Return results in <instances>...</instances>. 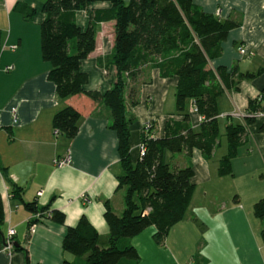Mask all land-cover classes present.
<instances>
[{
	"label": "crops",
	"instance_id": "1",
	"mask_svg": "<svg viewBox=\"0 0 264 264\" xmlns=\"http://www.w3.org/2000/svg\"><path fill=\"white\" fill-rule=\"evenodd\" d=\"M45 1L0 0V264L77 261L63 250L68 228L86 217L104 245L110 232L104 217L106 203L118 215L125 210L126 190L118 189L123 172L119 139L109 128L110 110L86 98L60 99L49 79L52 66L43 58L41 35ZM197 5L222 22L237 25L223 43L222 57L211 68L225 67L229 72L237 68L254 78L241 81L237 90L218 98L220 141L210 160L199 150L191 157L186 152L168 154L172 165H192L195 194L164 246L154 240L155 227L133 238L131 244L140 257L137 264H264V218L255 212V205L264 200V0H197ZM105 8L110 4H93L78 11L77 24L87 29L91 14ZM20 9L33 10L34 17L26 19ZM114 41V23L101 24L96 50L81 66L88 75L86 91L105 95L114 87L116 70L105 67ZM240 47L254 56H241ZM100 59L104 66L99 65ZM128 82L125 99L136 164L144 136L164 138L169 120H182L176 109L179 79L163 78L158 69L145 65ZM132 88L137 90L135 105L129 98ZM188 102L186 113L192 115L193 129L198 132L200 117L193 101ZM251 104L255 122L233 160L232 175L221 177L220 163L228 153L226 130L245 124V118L234 113L248 114ZM69 105L82 113L73 140L55 135L53 126L54 116ZM61 161L66 163L57 164ZM15 187L20 188L24 203L37 202L40 207L50 206V212L63 213L65 224L44 218L30 228L39 217L13 197ZM10 229L16 231L18 247L8 254L4 248Z\"/></svg>",
	"mask_w": 264,
	"mask_h": 264
},
{
	"label": "trees",
	"instance_id": "2",
	"mask_svg": "<svg viewBox=\"0 0 264 264\" xmlns=\"http://www.w3.org/2000/svg\"><path fill=\"white\" fill-rule=\"evenodd\" d=\"M103 3L110 4V8L95 10L87 29L80 28L76 13ZM20 10L26 19L34 17L33 10ZM43 12L46 18L41 25L42 54L52 66L49 79L55 84L60 99L86 98L110 110L109 128L118 135L123 168L118 189L126 190L125 210L121 215L106 203L104 217L110 232L105 244H101L100 235L88 219L82 217L75 227L68 228L63 242L65 254L77 261L66 258L62 264H121L123 261L137 264L140 257L131 240L155 227L154 240L158 246H164L170 230L184 218L195 194L192 165L184 168L172 165L168 154L186 152L191 157L199 150L210 160L220 141L218 98L226 91L237 90L241 81L254 78L253 74L240 73L237 68L230 72L225 67L211 68V63L222 57L223 43L237 25L206 13L197 5V0H130L129 5L123 0H46ZM111 22L115 41L105 67L115 68L116 83L105 95H99L85 90L88 75L81 66L96 50L100 25ZM104 64L100 59L99 65ZM145 65L158 69L163 78L179 79L176 109L182 120H169L164 138L144 136L142 144L146 154L134 164L125 90L128 81H134ZM129 98L134 105L137 103L136 89L132 88ZM188 101H193L202 119L198 132L193 129L192 115L186 113ZM255 112L251 104L245 124L227 128L228 153L220 163L221 177L232 175L233 160L247 141ZM81 118V111L69 105L54 116L53 126L73 140L78 135ZM13 197L24 203L20 188L13 189ZM24 206L39 217L30 223V228L44 218L65 224L66 216L59 211L50 212V206L40 207L37 202L24 203ZM255 212L264 218V200L255 205Z\"/></svg>",
	"mask_w": 264,
	"mask_h": 264
},
{
	"label": "built area",
	"instance_id": "3",
	"mask_svg": "<svg viewBox=\"0 0 264 264\" xmlns=\"http://www.w3.org/2000/svg\"><path fill=\"white\" fill-rule=\"evenodd\" d=\"M239 53H240L241 56H249V57L254 56V53L253 52H251V51H249V50H247L246 48H243V47H240L239 48ZM11 70H12V68H7V71H11ZM254 115L256 116V114H254ZM234 116H239V117L241 116V117H243V118L246 119V117H248L249 115L248 114L241 115L240 113H236V114H234ZM201 120L202 119L200 118V121ZM15 122H16V120H15ZM59 134H60V132L55 129V135H59ZM145 154H146V147L142 144L140 146V149H139V156H140V158L144 157ZM65 163L66 162H64V161L57 162V164H60L61 166L64 165ZM15 234H16L15 229H10L9 230V233H8V236L5 239V248H4V251L7 252L8 254H10L14 250V248H15L14 247V245H15V242H14V236H15Z\"/></svg>",
	"mask_w": 264,
	"mask_h": 264
},
{
	"label": "rangeland",
	"instance_id": "4",
	"mask_svg": "<svg viewBox=\"0 0 264 264\" xmlns=\"http://www.w3.org/2000/svg\"><path fill=\"white\" fill-rule=\"evenodd\" d=\"M124 1V3H125V5H129V3H130V0H123ZM104 4V3H103ZM107 4V3H106ZM86 11V10H85ZM129 83V82H128ZM128 85V84H127ZM127 88V87H126ZM190 107V105H189V102H188V104H187V111H188V108ZM234 114H236V113H234ZM223 140L225 141V137L223 138Z\"/></svg>",
	"mask_w": 264,
	"mask_h": 264
},
{
	"label": "water",
	"instance_id": "5",
	"mask_svg": "<svg viewBox=\"0 0 264 264\" xmlns=\"http://www.w3.org/2000/svg\"><path fill=\"white\" fill-rule=\"evenodd\" d=\"M14 247H18V245L15 244Z\"/></svg>",
	"mask_w": 264,
	"mask_h": 264
}]
</instances>
